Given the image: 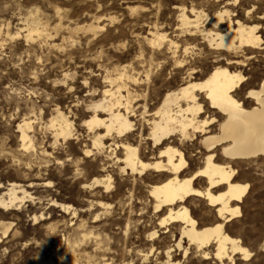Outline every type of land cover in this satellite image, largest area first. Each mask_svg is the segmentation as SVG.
<instances>
[{
  "label": "rangeland",
  "instance_id": "1",
  "mask_svg": "<svg viewBox=\"0 0 264 264\" xmlns=\"http://www.w3.org/2000/svg\"><path fill=\"white\" fill-rule=\"evenodd\" d=\"M193 8L203 14L205 27H209L208 19L222 9H229L231 17L242 22L251 24L255 21L260 24V35L264 41V0H0V195L6 192L8 183L19 182L34 198L8 211L0 209V264H87L88 259L85 257L74 261L69 245L78 247L79 244L82 247L74 246V250H86L90 257L94 255L91 264L105 261L107 257L103 259L93 247L97 234H100L99 238H103L104 247L112 249H107L106 253L111 254L107 255L108 259L105 261L109 264H165L168 260L165 254L167 251L170 253V260L179 261V264H230L228 258H224L222 262L212 257L203 259L200 252L193 245L190 246L186 239L183 240L181 249L175 247L180 231L175 227L172 237V225L161 229L157 227L154 212H147L143 217L136 216L139 212H133L136 215L132 213L131 216L130 212H120L119 202L122 205L124 202L127 207L128 188L130 189L132 182L131 176L117 172L115 157L122 155L121 150H114L112 146L111 149L104 148L103 154L93 150L91 156L85 157L82 153L85 146L90 147L89 130L83 124L91 115L86 108L91 102L103 98L102 92L107 87L104 78L122 66L130 70L132 63H135L132 61L140 55L138 53H141V48L145 47L141 40L150 29L156 28L166 35L170 33L167 37L172 39L171 32L178 27L179 9L187 12ZM28 11H38L39 16L35 15L40 23L38 26L47 29L40 37L33 33L30 41L25 38L31 19ZM204 16L208 17L206 21ZM94 25H97L96 30ZM6 29H9V35ZM179 37L178 41L184 39L181 36L180 40ZM200 42L195 43L197 48L194 49L201 54L190 55L188 62L196 63L198 70L209 72L216 60L215 55L209 54L208 48L201 47ZM143 55L147 57L148 52L144 51ZM157 62L158 60L153 62L156 66L152 67L153 79L159 73ZM238 68L251 85H258L264 77V53L251 56L244 66ZM166 70L162 78L172 80V85H178L182 74L177 73L173 67H167ZM160 79L157 78L154 85L149 83L146 98L143 96L145 88H140L142 99L139 106L145 99L149 105L161 99V96H156ZM249 88L250 85L244 86L240 97L244 98ZM54 107L72 121L74 136L69 140L70 143L58 140L56 145H49L53 142V132L47 124L48 119L55 116ZM23 119L32 122L29 135L33 138L35 149L38 148L36 150L40 152L42 147L41 150L53 154L48 157V162L41 155L40 158L32 157V168L22 172L13 163V157L20 145L17 125ZM185 149L195 165L199 160L191 143H186ZM233 167L237 172V181L247 183L249 189L239 203L240 215L226 224V231L230 232L227 231L231 237L240 239V244L250 255L244 257L230 254L232 264H264V251L260 248L264 240V155L238 160ZM99 175H109L112 179V190L107 199L98 195L95 197L93 192L90 194L88 189L82 188V183H90L95 177L100 178ZM33 176L37 179L33 180ZM30 180L34 181V188L27 187ZM44 183H49L50 186L47 187ZM95 191L106 195L101 188ZM137 192L139 191L136 190ZM51 200L71 206L70 210L65 214L57 208L49 207ZM97 201L104 202L106 209L93 207ZM190 202V214L197 222H214L215 212H208L203 200L194 199ZM97 214L99 219L95 218ZM34 216L38 218L37 221L33 220ZM7 226L8 231L3 234V229ZM152 227L156 235L151 238L149 234L153 231ZM90 231L94 233L90 235ZM83 234L88 235L85 240L82 239ZM208 249L212 256L214 251L210 250H215L214 245ZM185 250L189 255L183 254ZM145 253L148 260L143 261L141 255Z\"/></svg>",
  "mask_w": 264,
  "mask_h": 264
},
{
  "label": "bare ground",
  "instance_id": "2",
  "mask_svg": "<svg viewBox=\"0 0 264 264\" xmlns=\"http://www.w3.org/2000/svg\"><path fill=\"white\" fill-rule=\"evenodd\" d=\"M37 12L28 11L31 19L25 38L29 41L33 39V33L40 37L47 30L44 26H38L40 23L35 16ZM179 12L178 27L171 32L172 39L167 37L170 33L166 35L156 28L148 29L143 39H139L145 47L141 48V53H138L140 55L132 61L135 63H132L130 70L122 66L120 69H115L114 73L108 74L107 72L108 75L104 78L107 87L102 92L103 98L97 102H89L86 109L90 110L91 115L87 120H82L90 134L88 138L90 147L83 146L82 153L85 157H89L93 150L102 153L104 148L111 149L112 146L114 150L117 148L121 150L120 157L114 154L115 161L118 163V166L115 164L118 167L117 172L131 176L132 182L130 189L128 188L127 207L124 202L123 205L119 202L120 212H130L129 215L139 212L137 215L133 213L138 217H143L147 212H154L157 216V227L161 229L172 225V237L175 227L180 231L175 247L181 249L182 242L186 239L190 246L193 245L195 250L200 252L203 259L212 257L222 262L224 258H228L232 264L233 259L230 254H239L244 257L250 255V252L240 244V239L231 237L227 233L228 230L226 231V224L240 215L239 203L242 202L249 189L247 183L237 181V172L233 165L238 160L264 155V77L258 85H251L238 67L244 66L251 56L263 54L264 41L260 35V24L255 21L249 24L237 18L234 19L229 9L218 10L213 17L208 19L209 27L203 26V14L194 11V8L187 12L185 9H179ZM204 17L206 21L208 17ZM92 26L89 25V27ZM96 26L93 27L95 30ZM6 30L9 35V29ZM179 36L184 39L181 40ZM178 37L181 41L177 40ZM198 41H201V47L208 48L209 54L215 55L216 60L209 72L198 70L196 63L188 62L190 55L201 54L200 51L197 53L194 49ZM144 51L148 52L147 57L143 55ZM155 60H158L159 73L153 79L152 67H156L153 65ZM167 67H173L177 73L182 74L183 77L178 85H172V80L162 78ZM159 77L161 78L160 86L157 88L156 96H161V99L150 105L145 99L146 101H142V105L139 106V101L142 99L140 88L143 87V90L145 88L143 96L146 98L149 83L156 84L155 80ZM246 85H250V88L242 98L240 91ZM54 112L55 116L48 119V124L46 122L53 132V142H50V146L56 145L58 140L65 141L64 143L69 142L74 136L72 121L58 108H55ZM74 115L76 116V113ZM136 118L137 120H134ZM31 129L32 122L29 119H23L17 125L20 145L16 156L13 157V161L15 160L13 163H16L17 169L22 172L32 168V157L41 155L45 162H48L50 161L49 156L53 154L50 155L46 150H41L42 147L40 152L36 150L38 148L35 149L33 138L29 135ZM186 143H191L193 150L195 149V156L199 160L195 165H193L191 156L185 151ZM29 175L27 177L31 176ZM34 178L37 179L33 176V180ZM31 180L28 181V188L35 186H33L34 181ZM111 180V177L107 175L106 177H95L90 183H81L82 188L88 189L90 194L93 192L95 197L98 195V197L107 199L112 190ZM48 184L45 186H50ZM97 188H101L106 195L99 194L101 192H97L98 190L95 191ZM136 190L139 192L136 193ZM5 191L0 195V209L3 211H8L14 206L34 199L19 182L8 183ZM194 199L203 200L208 212H215L213 223L211 220L208 223L209 221L206 222L205 219L204 222H197L196 218L191 216L190 201ZM51 201L49 207L57 208L65 214L70 210L69 205ZM96 203L93 207H104L105 209L107 207L104 202L97 201ZM73 212L75 214L76 211ZM98 214L95 215L97 219L101 213ZM204 216L207 219L206 214ZM37 219L36 216L33 217L34 221ZM7 231L8 226L3 229V234ZM93 233L91 232L90 235ZM99 235L97 234L98 237L94 240L95 246H92L98 253L100 252L103 259L105 257L108 259L111 254H106L108 248L104 247L103 238H99ZM155 235L156 231L153 229L149 237L152 238ZM86 236L88 235L83 234L82 239L85 240ZM102 236L104 237L103 234ZM211 245L215 248V250H210L214 251L212 256L208 249ZM69 246L72 249L74 261L85 257L88 259L87 264L92 263L94 255L90 257L86 250L79 252L77 249L74 250L75 245ZM79 246L82 247L80 244ZM260 248L264 251V240ZM187 250L183 254L189 255ZM165 254L168 258L165 264H179V261L170 260L169 251ZM141 256L144 261L148 255L145 253ZM105 261L96 263L94 261L93 263L109 264Z\"/></svg>",
  "mask_w": 264,
  "mask_h": 264
}]
</instances>
